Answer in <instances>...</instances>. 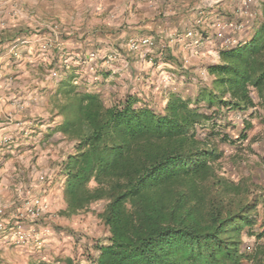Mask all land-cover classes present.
<instances>
[{
	"label": "trees",
	"instance_id": "16d2710c",
	"mask_svg": "<svg viewBox=\"0 0 264 264\" xmlns=\"http://www.w3.org/2000/svg\"><path fill=\"white\" fill-rule=\"evenodd\" d=\"M258 1L248 36L217 41L203 72L154 37L156 46L137 54L151 59L147 74L166 66L161 77L171 85L125 94L104 95V72L89 75L66 52L58 57L52 39L49 62L38 65L46 115H37L29 142L56 152L49 178L60 182L59 215L90 213L103 232L84 260L31 249L23 263L0 255V264H264V170L253 169L264 167V154L254 135L245 140L252 119L264 120ZM80 40L86 59L93 51ZM176 77L189 84L177 88Z\"/></svg>",
	"mask_w": 264,
	"mask_h": 264
},
{
	"label": "rangeland",
	"instance_id": "374dc122",
	"mask_svg": "<svg viewBox=\"0 0 264 264\" xmlns=\"http://www.w3.org/2000/svg\"><path fill=\"white\" fill-rule=\"evenodd\" d=\"M36 1V4L32 7L33 12L28 14V16L32 19V22L30 21L29 24V29L34 31L35 29L40 28L41 30L39 33L41 34L43 27L48 26L52 28V25L56 24V30L58 32L57 45L64 39L72 38L74 41V39L80 40V38L85 37L86 44L88 47L92 48L91 51H93L97 56L95 58H90V56H88V58L85 59V54L80 52L81 54L79 55L81 56V59H77V57L71 59L69 58L70 56H67V60L69 59V62L75 64L77 61H80V68L89 75H94L96 69H99L100 72L102 71V73L104 72V78L102 77L103 80L98 85L102 88L104 95L108 96L113 92L125 94L129 90H137L141 84L144 89H149L154 85L157 86L159 80L164 81V83L167 85H171L170 80L165 81V79L163 80L161 77V73L163 74V72L166 70L164 69L166 66L160 64L158 72L153 71L152 74L151 72L147 74L146 71L152 67L150 62L146 61L145 57L142 58L143 55L139 56L136 52H128L126 48V40L130 36L137 38L146 34H135L133 33L134 31L131 27H129V31V29L124 27V25L121 23V20L115 18V14L119 10L116 6L119 3L122 4L120 2L121 0H104L106 6H103L100 10L97 9L91 13L86 12L85 15L80 13V11H78V13L75 11L74 13L66 12L65 8L62 6V3H60L61 0ZM139 1L142 2L141 0ZM235 1L240 6V2L238 0ZM218 2V0H197V2H195L196 7L200 10H204L206 13L204 14V18H206V20L202 19V21L199 22L195 28L201 35V38H187L181 33L180 37H175V39L178 38L177 40H180V42H176L170 46L173 47L175 53L181 57L184 63L187 64L189 62L190 67L191 65H194L192 68V73H199L201 71L203 72L204 66L209 63L210 60H212L215 54H217V52H214L216 49L213 48V46L217 43L216 32L218 31L219 27L217 22H222V20H225L226 18H233L234 21L244 24V21L246 22V20L242 19L241 17H246L248 12H252L253 16L255 17L260 13L258 0H254L253 4H251L246 9L247 13L244 15L238 14V5L235 7L234 13L225 11L224 14H221L217 10V5L219 4ZM16 3H18V0H12L11 5L7 6L9 9L14 8V10H19L20 12L23 11L21 8L25 5L23 3ZM65 13L72 15L70 16V19H68V16H64ZM216 14H218V16H216ZM201 15L203 14H200V16ZM223 16L224 18H222ZM0 22H7L6 17H2V14L0 15ZM69 24L72 27L75 26L76 30L72 28L73 31L71 34L63 35L62 31H67L68 28H66V25ZM96 24H102L105 28L102 27L103 29H99L97 28ZM245 29L246 25L242 31H245ZM101 30H103L102 33ZM77 32H79V34H77ZM126 32H132V34H124ZM93 33H95V35ZM76 34L78 36H76ZM238 35L240 36V33L236 34L237 37ZM96 36H98L99 39L94 40L96 42L93 44L92 42L94 41L91 39H94ZM115 36L126 38L123 41L116 42ZM64 43L66 45V41ZM44 44L46 43L43 42L40 44L39 48L44 49ZM54 45L55 43L52 42L51 46L53 47ZM182 47L184 48V53L181 52ZM45 49L50 50L51 48L46 46ZM64 49L69 53L73 51L72 48H68V45L65 46ZM115 50L120 53V58L110 63L106 62L104 59L105 55ZM124 56L127 57L128 60H125ZM193 76L194 75H191L192 79H194ZM177 80L178 79L176 77L175 81L177 82ZM185 85L186 84L184 82V87H186ZM39 96V114L42 115L40 117H45L46 112H44L42 109V105L44 106V101L42 95L40 94ZM252 122L254 123V126L249 130L248 137L245 140L247 142L248 139L254 135L257 143V146L254 144L255 151L260 148V152L264 154V139L262 136V131L264 130V120L259 121L253 118ZM59 137L60 135L56 134L54 138L58 139ZM34 145L35 147L30 148L31 152L25 151V154H23L24 151H22L21 158L17 159L21 166L25 165L28 167L30 163H34L33 166H35V169L31 173L33 185L29 186L26 190L30 191L28 196L33 199L38 196L40 201H43L47 204V210L44 213L43 225L48 227V231L44 232L41 236L42 242L39 246H34L32 244L16 246H18V250L23 248L36 249V254L39 257L45 259L72 256L78 260H84L89 256V254L97 253L95 250V243L96 240L101 237L103 232L102 225L96 220L95 216L90 213H78L72 217H64L59 215L58 211L64 206L61 200L60 192L58 190L60 182L50 180L49 178V174L52 172L54 173V171H52L53 169L50 162L51 157L49 156H51L53 153V156H55L56 152H54L52 149L46 150L44 148H40L36 142H34ZM60 148L62 150L64 146L61 145ZM29 154L32 156L29 157ZM249 155L250 158L253 157L251 153H249ZM22 159L23 161H21ZM251 162H253V159H251ZM255 168L256 170H260V172L261 170H264V167H253L254 170ZM26 253L27 252H23V254Z\"/></svg>",
	"mask_w": 264,
	"mask_h": 264
},
{
	"label": "crops",
	"instance_id": "0c3cea01",
	"mask_svg": "<svg viewBox=\"0 0 264 264\" xmlns=\"http://www.w3.org/2000/svg\"><path fill=\"white\" fill-rule=\"evenodd\" d=\"M61 1L60 3H62L66 12L74 13L75 11L78 13L80 11L83 15L86 12L91 13L106 6L104 0ZM141 1L121 0L122 4L119 3L116 6L119 10L116 12L115 18L121 20V23L127 29L129 27L133 28V33L151 35L157 38L158 41H166L170 46L180 42L171 34L180 36L187 29L196 27L202 19L206 20L204 10L196 7L195 2L197 0ZM218 1L217 10L221 14H224L225 11L234 13L235 7L238 5L235 0ZM36 2V0H18L16 4L23 3L25 5L22 6L21 10L23 11L20 12L14 10V8H8L7 5H11L12 0H0V15L2 14V17L7 19L6 23L0 22V140L2 137H9L10 139L7 143L0 142V206L7 204L11 206L16 199L22 198L20 193L23 190L24 194L30 193L26 189L33 185L31 173L35 169L34 163H30L28 167L21 166L17 158H21L22 151L25 154V151L31 152L30 148L35 147L34 143H30L29 140L38 123L39 95L41 94L40 89L44 86V81L40 78L38 65L47 64L49 57L52 56L51 49L42 52L39 46L43 42L49 46L53 42L51 39L54 38L53 31L48 26L42 28L41 34L39 33L40 28L34 31L29 29L32 19L28 14L33 12L32 7ZM69 13L64 15L65 17L68 16V19L72 16ZM200 14L203 15L200 16ZM254 17L253 14L241 17L246 20L247 26L246 30L241 31L240 36L238 35L240 39H245L248 36ZM66 28L69 31L67 34H71L73 29L76 30L75 26L72 27L70 24L66 25ZM124 34L130 35L132 32ZM115 38L116 42H120L125 40L126 37L115 36ZM67 45L68 48L73 49L70 53L62 50ZM56 48L58 49V57L61 58L63 53L66 52V55L69 54L71 59L76 56L75 52L83 53L85 49L81 41L75 39L73 41L72 38L62 40ZM213 48L216 49L215 45ZM181 52L184 53L183 47ZM214 52H217V49ZM177 79L179 80L175 82V85L177 84V88H183L184 80ZM31 156L29 154V157ZM13 212L14 208L12 207L3 210L0 220L7 222L8 226L13 225L15 222ZM8 240L7 235L0 234V255L8 257L13 262H25L31 248L18 250V246H11L12 244ZM23 252L27 253L23 254Z\"/></svg>",
	"mask_w": 264,
	"mask_h": 264
},
{
	"label": "built area",
	"instance_id": "2783aa9c",
	"mask_svg": "<svg viewBox=\"0 0 264 264\" xmlns=\"http://www.w3.org/2000/svg\"><path fill=\"white\" fill-rule=\"evenodd\" d=\"M240 2L239 9H237L238 14H246L247 8L253 4L254 0H238ZM252 15V12H248L247 16ZM218 31L216 32L217 41H220L223 45L231 46L240 41V39L236 36L237 33H240L244 28V24L241 22L234 21L233 19H226L217 24ZM57 26L52 25V31L54 38H58V32L56 30ZM196 27H192L187 29L184 35L187 38H201L199 32L195 29ZM172 37H180L174 36ZM178 39V38H176ZM181 39V38H180ZM47 45L44 44L45 48ZM156 46V40L151 35H143L137 38L129 37L126 40V48L131 53H142L148 52L153 47ZM90 58H95L97 55L92 52L89 54ZM106 62H112L118 60L120 58V53L117 51H111L106 56ZM148 61H151L148 58ZM187 62V61H186ZM52 76H56V72H51ZM166 81L168 79L166 78ZM262 136L264 139V130L262 131ZM9 137H2L0 142L7 143L9 142ZM29 193L22 192V198L19 200H15L11 206L9 204L0 206V215H2V211L8 209L9 207L14 208V219L15 222L13 225H7V222H3L0 220V233H3L8 236L12 245H40L41 244V236L44 232L48 231V227L43 225L44 213L47 210V204L43 201L39 200V197L31 198L28 196ZM17 201H19L17 203ZM1 218V217H0Z\"/></svg>",
	"mask_w": 264,
	"mask_h": 264
}]
</instances>
